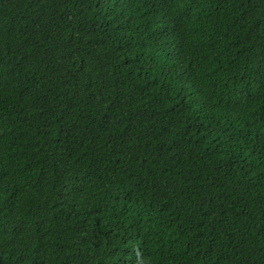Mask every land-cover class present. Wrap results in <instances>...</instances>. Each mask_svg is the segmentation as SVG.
Listing matches in <instances>:
<instances>
[{
	"label": "trees",
	"instance_id": "obj_1",
	"mask_svg": "<svg viewBox=\"0 0 264 264\" xmlns=\"http://www.w3.org/2000/svg\"><path fill=\"white\" fill-rule=\"evenodd\" d=\"M0 264H264V0H0Z\"/></svg>",
	"mask_w": 264,
	"mask_h": 264
}]
</instances>
